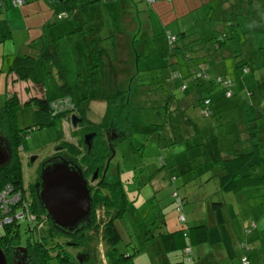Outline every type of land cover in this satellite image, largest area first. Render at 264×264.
I'll return each mask as SVG.
<instances>
[{"label":"rangeland","instance_id":"1","mask_svg":"<svg viewBox=\"0 0 264 264\" xmlns=\"http://www.w3.org/2000/svg\"><path fill=\"white\" fill-rule=\"evenodd\" d=\"M155 1L154 3L150 0H126L124 4L128 7L127 11L124 10L126 14L131 13L134 17L133 22H130L131 25L133 23L135 25L134 48L131 47L130 55L128 54L127 61L124 62V66L127 63V68L132 73V78L126 85L130 107L129 111L121 113H126L128 116L121 115V118L115 119L119 128L123 125L121 130L126 138L114 141V155L108 163V172L105 177L107 182L112 181L114 179L112 170L117 167L130 202L123 217L115 222L121 237L116 245L117 251L125 255L134 254V264L184 263L185 256L182 252L167 254L163 252L157 239L159 233L198 225L210 226L215 222V214L210 209L211 203H223V215L227 220L225 226L234 240V258L227 260L217 256L220 252L211 250L212 247L207 244L192 247L193 255L205 257L207 261H212L214 264H244L240 261V257L246 255L247 264H264V184L244 188L236 193L222 192L214 171L210 170L211 161H208V159L217 158V154L214 153L217 146L224 147L229 144L228 138L223 134L224 131L219 129L228 124L232 127L239 125L238 128L243 126L245 128L248 124H252L248 121L251 119L250 110L243 100H234L238 107L229 112V115L220 111L224 116L222 125L215 132H209L207 128H215L219 119H205L199 115L197 97H202L203 93L192 91L194 87L190 76L192 68L203 64V68L207 67L211 75H226L233 80L240 77L241 70L236 68L235 63L245 57L243 46L240 45L243 41L241 36V32L244 33L243 28L250 30L247 35L253 45L258 44L259 47L264 48V0H253L247 6V10L250 11L248 24L245 25V19H240L241 16L237 17L236 22L242 25L238 30L224 25L223 19L231 21L235 18V14L227 9L230 4L226 3L228 0ZM219 1H223V5ZM9 5L13 10L21 7L13 6L11 3ZM239 5L243 8V4ZM124 6L119 0L118 5L101 7L96 14L97 9L94 5H90L87 13L79 16L74 13L77 17L70 15L68 19L45 26V30H43L44 22L39 23L32 16L34 10L27 11L26 22L31 28V37L34 36V38L40 32L44 34L48 29L63 28L64 23L71 22L73 18L78 25L81 20L83 26L77 27L82 28L83 42L88 44L87 61L83 47L79 45L78 37L69 39L65 35L67 30L65 28L55 31L59 35L55 48L59 58V70L61 68L62 71L61 81L72 88L71 96L79 99L77 103L81 107L86 108V100L83 96H86V99L97 95L101 97L104 94H110L113 90L112 80L108 75L103 74L100 67L89 71L88 65L93 63L94 67L96 63L95 59L90 58V56L94 58L91 51L95 47L100 50L110 48L111 51L108 54L110 64L112 65L113 61L117 63L111 48V41L115 42L116 39L109 34V31L112 30L113 33L114 29L123 31V26H118L117 18L121 16L120 10ZM56 8L64 9V6ZM136 12L140 14L139 21ZM5 19V15L0 16V106L4 104L7 95L16 90V88L10 90L7 74L14 57L21 53L19 49L23 44L19 27L11 31ZM231 23L234 24L232 21ZM223 30L230 39L225 41V45L220 50H216L213 39H209L208 35H216ZM184 31L189 33L186 43L196 39L195 41L200 44L195 42L196 48L191 51L180 50L177 53L172 50L176 44L170 45L168 36L170 34L178 36ZM42 39L51 41L48 36ZM41 40L35 41L38 43L37 46L41 45ZM94 40H101V44ZM195 50H198L199 54L206 55L198 58L194 56ZM240 50L244 54H240ZM262 50L255 55L256 67L264 64V49ZM233 51L239 52L234 53L235 58L232 57L234 54L231 55ZM115 56L117 57L116 52ZM168 72H172L175 77L178 76L172 83L165 80ZM183 86H186L185 92L181 89ZM260 95L257 94L258 105L262 107L263 118L259 120L264 123V96ZM224 108L225 105L221 110ZM104 109L105 107H96L90 110L87 106V119L91 123L99 124ZM35 111L36 108L30 105L17 111L15 115V126L27 134L24 141L25 150L22 152L24 156L23 184L26 183V193L33 175L29 168L31 163L26 161L25 157L36 156L37 162L34 164L36 166L52 155V148L60 138L64 140L63 142L73 144L77 138L84 135V130L81 128L82 130L76 134V140H74L75 137L69 133L70 128H65L66 133H63L62 123L58 119H55L51 127H40L35 120ZM123 117L127 118V122L121 120ZM260 121L258 125H261ZM197 128H203L201 133ZM244 135L246 134H239L237 137L240 145H244L242 139ZM200 139H203V142H210V149H204V146L200 145L202 142ZM203 142L201 144H204ZM207 145L208 143L205 144L206 147ZM252 171L254 177L261 176L264 165L253 168ZM28 199L30 200L29 196ZM180 217L184 221H181ZM42 220L43 216L40 222ZM250 223L256 231L245 237L243 228ZM44 227L40 237L37 233L32 237L31 232H27L26 224L22 223L19 238L14 241V248L27 245L28 242L38 243L42 238L50 257L46 259L45 264H107L102 248L95 247L91 243L88 244L89 248L85 252L88 253L87 257L82 256L81 259L74 257L76 250L64 244L66 241L64 236L52 227ZM47 230L51 232L53 241L48 239L50 234ZM245 239L248 244L247 253L238 248V242ZM76 242L82 244L76 248L84 249L85 242L82 239ZM52 244H58V247L52 248ZM63 257L67 259L66 262H62ZM108 257L110 258L111 254Z\"/></svg>","mask_w":264,"mask_h":264},{"label":"trees","instance_id":"2","mask_svg":"<svg viewBox=\"0 0 264 264\" xmlns=\"http://www.w3.org/2000/svg\"><path fill=\"white\" fill-rule=\"evenodd\" d=\"M101 1L105 2L108 0L68 1L64 5L65 13L57 16L58 21L68 19L73 13H83L91 4ZM252 1L253 0L226 1L227 4L230 3L227 9H230L232 13L235 14V18L231 20L234 24H232L230 20L223 19L225 27H234L235 30L240 29L242 25L236 22L238 21V16H241L240 19H245V25L248 24L250 11L247 10V6L250 5ZM2 2L3 0L0 2V7L2 6ZM153 2H155V0H153ZM222 2L219 1L221 5H223ZM239 4H243V8ZM243 30L244 33L241 32L243 41L240 45L241 47L243 46L245 54L241 53V50L240 54H244L245 57L235 63L236 68L241 70L239 78L237 77L236 80H233L226 75H211L207 67L203 68V64L197 67L195 66V68H192L190 71L191 82L194 87L192 91L203 93L202 97H197L199 115L205 119H219L215 128H207L209 132H215L219 129L218 127L222 125L224 116L221 115V112H224L225 115H229V112H232L235 107H238L234 100H243V103L247 104V108L250 110L251 119L248 121L252 122V124H248L245 128L244 126L243 128H238L239 125L232 127L228 124L226 127L219 129V131H224L223 134L228 138L229 144L224 147L217 146L214 149L217 158L208 159V161H211L212 168H210V170L214 171V175L218 180L219 189L226 193H236L244 188L247 189L252 186L264 184V171L261 176L256 177H254L255 175L252 171L253 168H259L264 165V123L259 120L263 118V115L261 114L262 107L258 105L259 96L257 97V94H261L260 96L262 97L264 96V68L261 69L264 67V64L261 67H256L255 60L257 59L255 55L260 53V50L264 48L259 47L258 44L253 45L249 35H247L250 30H246V28H243ZM80 34L83 35V32H80ZM188 36L189 33L187 31L180 33L178 36L170 34L168 36L170 45L176 44L172 50L175 52L177 51V53L180 50L191 51L193 48H196L195 42L200 44V42L195 41L196 39L186 43L185 40H188ZM208 36H210L209 39H213L216 50H220L221 47L225 45V41L230 39L224 30L219 34ZM40 43V46H32L34 54L23 53L16 56L8 71V76H10L9 82L11 84H26L24 90H26L27 93L29 91L32 97L22 103L17 93L13 92L7 95L4 104L0 106V133L8 139L11 147L10 162L6 167L0 170V191L6 187V189H13V192H19L24 181L19 147H25L24 141L27 134L15 126V115L17 111L32 105L36 108L35 120L38 122L39 126L51 127L54 125L55 119L62 121V116L54 114L55 110L53 107H62L66 105L65 102H67L68 105L74 106L72 112H77L78 116L83 119V123L86 126L88 125L86 122V108L81 107L79 103H77V100L71 96L73 93L71 88L67 84H62V71L61 68L59 70V58L57 49L55 48L57 40L43 41L42 39ZM53 46L55 49H52ZM87 46V44H82L86 61L88 57ZM205 52L207 53V51ZM234 53L237 54L239 52L233 51L231 55ZM92 54H94V58H92V56H90V58L91 60L95 59L96 63L94 67L93 63L88 65L89 71L99 67V62L103 57L102 52H92ZM235 54L232 56L233 58L236 57ZM205 55L204 53L199 54L198 50L194 51V56L198 58H203ZM260 57L258 58L260 59ZM191 60L192 59H190V61ZM260 69L261 71L259 72ZM176 78H178V76L175 77L172 72H168L165 76V80L170 83ZM181 89L185 92L186 86H183ZM127 93L128 90L126 88V90L121 91L119 96H112L106 100L107 107L102 118V124L115 127L109 128L116 132L117 137L115 141L126 138V135L121 130L123 125L119 128V124L115 119L117 117L121 118V115L128 116L126 113L121 114L123 111H129L130 105L127 100ZM192 95H194V93H192ZM84 99L86 101L89 100V98ZM117 99L121 100V104L117 102ZM223 104L225 105L224 111L221 110L224 106ZM121 120L127 122L126 117H123ZM259 121L261 125L257 124ZM104 129L105 128L95 127L83 128L84 133L96 132L91 150L87 152V148L83 144V136L81 135V138L78 140V146H73L69 143L65 144L63 148V155L65 158L75 163L81 169L86 165L87 169L93 172L99 166L101 167L99 173L103 172L102 170L104 169L106 161L108 159H110V161L112 160V153L108 149ZM198 129L200 128H197V130ZM202 129L203 128L200 129L199 133H201ZM81 130L82 129H79L78 131ZM243 133L246 134L244 138H242L244 145H240L237 137L239 134ZM202 142H200V145L204 146V149H210V142L206 141L203 142L204 144H201ZM207 143L208 145L206 147L205 144ZM237 144L241 147H238ZM106 172H108V168ZM112 176L114 178L112 181L107 182L104 179L100 182L98 189L95 190L91 197L93 209L91 210L92 221L90 220L89 228L80 231L76 236L72 237V241L82 239L85 242V247L84 249L83 247L80 248L85 251L88 250V244L91 243L94 244L95 247L102 248L105 253L104 258H106L107 264H134V254H120L116 248L121 237L115 226V222L123 217L130 202L128 201L127 194L119 177L120 170L117 167L112 170ZM223 205V203H211L210 209L215 214V222L211 223L210 226L198 225L172 232L159 233L157 237L159 240V247L166 254L177 251L182 252L185 256L184 263L180 262L177 264H214L212 261H207L205 257H197V254L196 256L193 255L192 247L206 244L212 247L211 250L220 252L217 256L231 260L235 255L234 240L231 236V232L227 230L225 226L227 220H225L223 215ZM96 208H102V217L100 220L96 219L95 223L93 215ZM32 209L36 217L43 214L40 206L38 210L33 206ZM21 210L22 208L16 212V209L11 207L10 213L14 215ZM22 223L26 224L27 232H31L32 237L35 233L40 237L41 231L45 228L37 229L35 224L31 223L26 217L4 225L0 230V247L6 255L8 264H10L14 241L19 238V229ZM251 223L249 226L247 225L243 228L245 237L256 231V228H253ZM47 231L50 234V238L48 239L53 241L51 232L49 230ZM76 246H82V244L78 243ZM247 246L246 239L238 242V248L243 249L246 253L248 252ZM51 247H58V244H52ZM27 249L29 252L31 251L30 254H32V258H30L31 264H45L46 259L50 258L42 238L38 243L33 242V244H31L28 242ZM95 251H97L96 248ZM110 254L111 257L109 258L108 255ZM243 258L248 263V257L242 255L240 257L242 263ZM61 260L62 262L67 261L65 257L61 258Z\"/></svg>","mask_w":264,"mask_h":264},{"label":"water","instance_id":"3","mask_svg":"<svg viewBox=\"0 0 264 264\" xmlns=\"http://www.w3.org/2000/svg\"><path fill=\"white\" fill-rule=\"evenodd\" d=\"M45 1L55 6H64L66 2L71 0ZM81 123V118L71 115V125L73 127H77ZM95 136V133L84 135L83 143L87 151L91 150L92 140ZM116 137V132L113 130L105 132V139L112 156L114 155L113 143ZM10 159V144L8 139L0 133V170L9 164ZM30 161L33 162L34 158H31ZM35 188H37L36 196L43 215L51 221L56 231L73 236L89 228L92 199L82 170L75 163L60 156L46 160L41 165L39 181ZM0 264H8L1 247ZM10 264H31L26 248H13Z\"/></svg>","mask_w":264,"mask_h":264},{"label":"crops","instance_id":"4","mask_svg":"<svg viewBox=\"0 0 264 264\" xmlns=\"http://www.w3.org/2000/svg\"><path fill=\"white\" fill-rule=\"evenodd\" d=\"M44 1L43 0H24L23 5H21V7H18L17 9H14V10L11 9L12 7H10V5H9L11 3L10 0H3V2H2V6L0 7V16L1 15L6 16L5 21L7 22L8 28H10L11 31L12 30L15 31L17 29H14V28L19 27L18 30H21V36L20 37H22L21 39H22L23 44L21 45L22 47L19 49V52H21L20 54H23V53L34 54V49H32L33 48L32 46H37L38 43L35 42L37 39L41 40L42 38H44V37L47 38V36H48L51 40H57V38H59V35H57V33L55 31H60L61 29H64V28L67 29L65 35L69 39H74L75 37H78L79 38V41H78L79 45L80 46H82V44L86 45L87 42H83L82 34H80V32H83L82 28L77 27V26H83V25H81V20H80L79 25H78L74 21V18L71 22L64 23L65 26L63 28L48 29L45 31L44 34H42L40 32L37 36H35V38H34V36L31 37L32 31H30L31 28H29V26L27 25V22H26V20H27L26 17L28 16L27 15L28 10H34L33 11L34 15H32V16L35 19H37L39 21V23L44 22L43 30H45V26L47 27V26H51L52 24L58 23L59 21H58L57 16L62 14V13H65L64 9L56 8L59 6H55V5L49 4L48 2H46V1L44 2ZM118 2H119V0H108L105 2H103V1L96 2L95 4H91V5L95 6V8L97 9L96 14H98L99 9L101 7H106L107 5L115 6V5H118ZM120 2L124 6L126 0H120ZM127 8L128 7L124 6L121 9L122 11L120 10L121 16L118 15L120 17L117 18L118 26H120V25L123 26V28H124L123 31H121L122 29L119 31H115V29H114V33L112 32V30L109 31V34L116 39L115 42L111 41V48L113 49L112 51L114 52V58H116L117 63L115 64L113 61V64L112 65L110 64V59L108 58V54L111 51L110 48H107V49L105 48L106 50L104 48H101V50H100L98 47H95L91 51L93 53L102 52L103 57H102V60H100V62H99V64H100L99 67L101 68V71L103 72V74H107L108 77L112 80L113 90L110 94H104L101 97L97 95L94 98L93 97L89 98V100L86 101V109H87V106H89L90 110L94 109L96 107H102V108L105 107V109L103 110V112H104L103 116L106 112V107H107L106 100H107V98L112 97V96H116V97L119 96L121 91L126 90V85L130 82V79L132 78V75H131L132 73H131L130 69L127 68L128 64L126 63V65L124 66V62L127 61L128 54L130 55L131 47L134 48L133 33L135 30L134 23L131 25V23L133 22L132 20H134L132 18H134V17L132 16L131 13L126 14L125 11H127ZM88 9H89V7L86 9L85 12L77 13L78 16L87 13ZM156 9H158V8H156ZM136 10H138V9H136ZM137 14H138L137 18L139 21V19H140L139 15L140 14L138 12H136V15ZM72 15L74 17H77V16H75L74 13ZM128 26H130V27H128ZM75 27H77V28H75ZM113 28L114 27L112 26V29ZM83 34H84V32H83ZM86 37H90V36H86ZM94 41L101 44V40H94ZM91 42H92V40H91ZM30 46H31V48H30ZM115 52L117 53V57L115 56ZM20 54H17L16 56H18ZM129 62H130V59H129ZM7 79H8V85H9L10 90H12V88H16V90L14 92L17 93V95H18V97L22 103L25 102L27 99L32 97L31 93H29V91L27 93L26 90H24L26 87V84H24V83L11 84L9 82L10 76H8V74H7ZM132 82L133 81H131V83ZM62 84H67V83L62 81ZM114 86H116V87H114ZM71 90H72V88H71ZM85 97L86 96H83V98H85ZM75 100L78 101L79 99H75ZM118 100L121 102L120 99H118Z\"/></svg>","mask_w":264,"mask_h":264},{"label":"flooded vegetation","instance_id":"5","mask_svg":"<svg viewBox=\"0 0 264 264\" xmlns=\"http://www.w3.org/2000/svg\"><path fill=\"white\" fill-rule=\"evenodd\" d=\"M117 102L120 103V101L118 99H117ZM58 115L62 116V121H61L62 125H61V127H62L63 133L64 132L66 133L65 128H70L69 129L70 130L69 133L75 137L74 140H76V134L79 132L78 130L81 129V128H94V127L95 128H105L104 129V134H105L106 131L111 130L109 128H115V127H113L111 125L102 124V120H101V122L99 124H94V123H91L88 119L86 121L88 123V125L87 126L86 125L83 126L82 124H84L83 123L84 121H83V119L81 117L78 116L77 112H64L63 111V112H60V114H58ZM71 115H76L77 117L81 118L82 119V123L78 124L77 127H73L71 125ZM81 125H82V127H80ZM88 133H91V132L84 133V135L88 134ZM92 133H94V132L92 131ZM84 135H83V137H84ZM95 135H96V132H95ZM63 138H64V136H63ZM80 138H77V141L75 143H73V144L69 143V144H71L73 146H78V140ZM94 138L92 140V145H93ZM63 141L64 140H62L60 138V140L57 141V143L52 148L53 149L52 155L50 157H48V158L43 159L36 166H34V164L37 162L36 161L37 160L36 156L25 157L26 161H29L31 163V166L29 168L32 170L31 173L33 175V177H32L33 179H32V182L29 183L28 186H27V193H26V183L22 184V186L20 187V191H19V197L20 198L13 205V207L16 209V212L22 208V212L19 213V215H20L19 219H22L24 217H26L27 219L31 218V223L35 224L37 229L43 228L44 226L53 228V226L51 224V221L49 219H46L43 214H42L43 220L40 222V219L42 218V216L39 215V216L36 217L35 213L33 212L32 206L35 207L37 210L39 209V203H38V199H37V196H36L37 195V191H36L37 188H35V185L39 181V174H40L41 165L46 160L54 158L56 156H60V157L65 158V156L63 155V153H64L63 148L65 147V144H68V142H63ZM106 143H107V141H106ZM24 150H25L24 147H22V146L19 147V151H20L19 156H20V159H21V164H22V160H23V157H24L22 152ZM87 152H89V151H87ZM111 156H112V154H111ZM31 158H34L33 162L30 161ZM108 163H110V159H108L106 161L104 169L102 170L103 172H100V173H99V171H100L101 167H99V166L93 172H90L87 169L86 165H84V167H82L81 170H82V173H83V177H84V179H85V181L87 183V188H88V190L90 192V197H92L94 192H95V190L98 189L100 182H102L105 179L106 171H107V168H108ZM27 194H28L30 200L28 199ZM93 216H94V219H95V223H96V219L100 220V218L102 217V208H96L95 211H94V215ZM19 219H17V220H19ZM14 221H16V220H13L12 222H14ZM57 232L59 234L63 235L64 239H66V241H64V244H67L68 246H71V247L74 248V250H76V252H74V257H77V258H80V259H81L82 256L83 257H87L88 253L86 254L85 250H83L82 248H76L77 247L76 245L79 242L72 241V237L76 236L78 233L76 235L70 236V235L62 234L59 231H57ZM14 246L15 245H13V248H14ZM16 247H24V248H26L27 254L30 256V258H32V254H30L31 251L30 252L28 251L27 245H19V246H16ZM83 259H85V258H83ZM30 261H31V259H30Z\"/></svg>","mask_w":264,"mask_h":264},{"label":"built area","instance_id":"6","mask_svg":"<svg viewBox=\"0 0 264 264\" xmlns=\"http://www.w3.org/2000/svg\"><path fill=\"white\" fill-rule=\"evenodd\" d=\"M2 0H0L1 2ZM149 1V0H148ZM153 2V0H150ZM11 3L13 6H21L23 5V0H11ZM170 38V37H169ZM172 40V39H170ZM66 105H63L62 107H53L54 114H60V112H72L74 109L73 105H68L67 102H65ZM19 192H13V189H2L0 191V230L1 228L6 225L10 224L13 220H17L20 218L19 213L22 212V210L17 214L10 213L11 207L18 201L19 199ZM31 221V218L28 219ZM180 220L183 221V218L180 217ZM243 263L247 264V261L243 258Z\"/></svg>","mask_w":264,"mask_h":264}]
</instances>
